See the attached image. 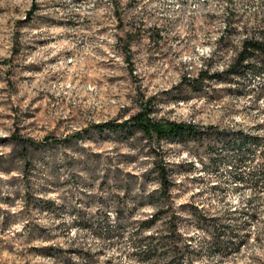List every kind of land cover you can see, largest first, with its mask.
Wrapping results in <instances>:
<instances>
[{"label": "rangeland", "instance_id": "obj_1", "mask_svg": "<svg viewBox=\"0 0 264 264\" xmlns=\"http://www.w3.org/2000/svg\"><path fill=\"white\" fill-rule=\"evenodd\" d=\"M263 11L264 0H0V264H134L126 221L154 214L150 231L176 223L192 264H264V183L250 177L264 156V73L224 72ZM199 72L209 77L190 85ZM144 103L196 133L94 126Z\"/></svg>", "mask_w": 264, "mask_h": 264}, {"label": "trees", "instance_id": "obj_2", "mask_svg": "<svg viewBox=\"0 0 264 264\" xmlns=\"http://www.w3.org/2000/svg\"><path fill=\"white\" fill-rule=\"evenodd\" d=\"M231 20L232 17L229 16L227 23L230 24V22H232ZM261 22L262 25H260L261 29L258 36L244 35L241 40L240 48L235 53L231 62L227 65L224 71L225 73L234 76H241L243 74L257 76L264 73V11L262 12ZM219 39H222V37L220 36ZM207 76L209 77L207 73L204 74L199 72L198 77L192 79L190 85H194V82ZM148 114L149 111L144 103L143 107L134 115L121 122L110 121L95 124L94 126L98 129L106 127L110 130H115L118 127L132 128L140 131L147 137L154 135L157 139L180 138L186 134L194 135L196 133L191 124L152 120ZM246 138L247 137L244 135L240 136L237 144L242 146L246 143ZM13 139L20 143L30 144V140L26 138L15 136ZM254 142L257 143V140ZM154 171L159 185V195L156 198L155 205H159L161 208L159 212L166 213L163 201L165 197H167L169 181L167 180L164 164H156ZM250 177L254 184L258 185L259 183H264V156L261 157L258 167L250 172ZM119 216L120 215L117 216L116 220V236L119 235L121 228L124 227L121 221L122 219ZM157 218V215L154 214L140 221L127 219V224L132 227L128 244L134 249L131 253V256L135 259L134 264H186L184 263V258H186V262L192 264V259L189 257V252H187L190 246V242H187L189 239H186V237L181 238L176 223L172 220H168L160 231H150ZM112 233L113 229L107 226L105 229V237L112 238ZM182 239H184L185 242H181ZM180 243H182V245H180Z\"/></svg>", "mask_w": 264, "mask_h": 264}]
</instances>
